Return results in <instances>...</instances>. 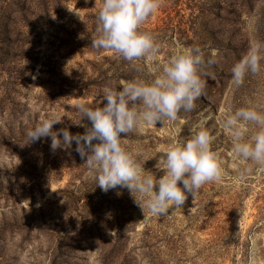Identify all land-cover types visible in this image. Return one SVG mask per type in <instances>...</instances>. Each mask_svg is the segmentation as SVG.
I'll list each match as a JSON object with an SVG mask.
<instances>
[{"label": "rangeland", "instance_id": "rangeland-1", "mask_svg": "<svg viewBox=\"0 0 264 264\" xmlns=\"http://www.w3.org/2000/svg\"><path fill=\"white\" fill-rule=\"evenodd\" d=\"M19 1H0V264H264V170L238 177L221 123L229 108L264 100V72L248 74L237 88L230 71L264 41V0H161L142 25L161 45L159 59L145 57L139 71L92 47L99 0H69L48 12L36 0ZM23 5L26 25L17 15ZM177 42L215 58L197 108L182 111L175 125H149L121 139L147 157L171 141L176 126L188 136L207 117L224 178L189 194L182 208L153 216L127 188L101 190L75 142L56 150L51 137L27 143L26 131L51 111L63 116L53 130L83 133L77 101L94 105L105 87L151 79L153 65ZM156 162L149 158L144 167L159 176Z\"/></svg>", "mask_w": 264, "mask_h": 264}, {"label": "clouds", "instance_id": "clouds-1", "mask_svg": "<svg viewBox=\"0 0 264 264\" xmlns=\"http://www.w3.org/2000/svg\"><path fill=\"white\" fill-rule=\"evenodd\" d=\"M160 6L161 0H101L92 47L110 50L138 71L142 69L138 62L145 57L157 61L161 45L142 25ZM262 61L264 41H257L231 67L233 86H242L250 73L264 72ZM214 63L215 58H206L201 47L177 42L164 63L153 65L151 79L136 77L119 87H105L94 105L77 101L75 123L85 128L83 133H71L67 127L53 130L63 116L51 111L26 131L27 143L51 137L50 147L56 150L71 148L75 142L76 152L101 190L127 188L142 210L165 216L182 208L189 194L195 196L205 184L224 178L223 160L211 148L215 137L206 128L207 117L201 116L188 136L176 126L171 141L147 157L131 151L121 137L165 121L175 125L182 111L196 109L207 84L202 77L211 75L206 68ZM221 123L231 141L232 158L238 162V177L243 180L257 168L264 170V100L229 108ZM153 157L159 176L144 167Z\"/></svg>", "mask_w": 264, "mask_h": 264}, {"label": "trees", "instance_id": "trees-1", "mask_svg": "<svg viewBox=\"0 0 264 264\" xmlns=\"http://www.w3.org/2000/svg\"><path fill=\"white\" fill-rule=\"evenodd\" d=\"M0 1H3V0H0ZM18 2H20L19 0H17ZM40 5H41V7L43 8V10L46 12H48L49 11V9L51 8V7H55L57 10H59L61 7H62V4L65 2V1H69V0H36ZM95 1L96 0H88V6H93L94 5V3H95ZM167 2H170V3H172V4H177L178 2H179V0H166ZM36 2V3H37ZM99 2L101 3V0H99ZM85 3V0H78V4H84ZM22 4V3H21ZM26 12H27V10H26V7L23 5L20 9H19V11H18V16H20L21 17V19H20V21H22L21 23L22 24H24V25H26L25 23H26ZM20 42H21V40H19V39H17L16 40V44L19 46L20 45ZM2 58V56H1V53H0V59ZM74 147V145H72V147H71V149ZM120 238V237H119Z\"/></svg>", "mask_w": 264, "mask_h": 264}]
</instances>
